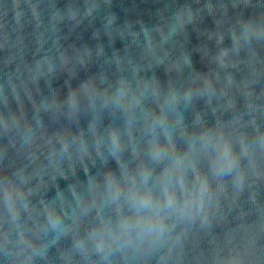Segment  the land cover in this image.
<instances>
[{
    "label": "water",
    "instance_id": "1",
    "mask_svg": "<svg viewBox=\"0 0 264 264\" xmlns=\"http://www.w3.org/2000/svg\"><path fill=\"white\" fill-rule=\"evenodd\" d=\"M15 3L0 0V117H8L10 124L13 113L20 117L11 132L0 123V264H264V0H21L22 26L15 19ZM32 4L39 5V22ZM90 8L94 11L87 15ZM72 10L78 13L76 20ZM249 23L259 31L237 47L233 32L243 36ZM224 48L229 51L222 63ZM62 52L72 58L67 67L61 63ZM47 58L54 60L56 72L34 82L37 62ZM104 77L107 82L100 84ZM121 77L137 95L143 93L139 106L132 108L129 100L114 95ZM89 80L100 94L91 103L82 97L79 111L71 112L69 91ZM209 80L212 87L205 83ZM25 84L37 103L52 104L58 97V105L37 114ZM189 87L190 102L184 99ZM173 91L178 100L171 99ZM156 113L165 117L163 127L155 123ZM26 123L32 125L31 133ZM93 126L103 140V156L96 152ZM111 128L122 134L125 167L109 151ZM25 133L34 140L31 148ZM79 136L87 140L90 156L80 155ZM221 136L239 154L238 167L220 169ZM62 139L71 144V160L69 153H60ZM153 140L162 146V159L153 157ZM33 152L40 160L28 168L32 178L24 184L16 169ZM178 158L185 187L178 170L166 178L178 196L169 208L164 172ZM144 167L150 173L147 184ZM240 171L245 174L242 190L236 180ZM197 174L207 175L219 197L204 209L194 195ZM8 179L23 184L26 194L31 190L19 227L3 204L2 186ZM148 190L152 199L145 205ZM185 196L196 202L177 212ZM49 207L62 212L58 227L49 223ZM157 210L166 217L162 235L156 233L160 222L151 221Z\"/></svg>",
    "mask_w": 264,
    "mask_h": 264
},
{
    "label": "clouds",
    "instance_id": "2",
    "mask_svg": "<svg viewBox=\"0 0 264 264\" xmlns=\"http://www.w3.org/2000/svg\"><path fill=\"white\" fill-rule=\"evenodd\" d=\"M206 7L210 13L215 11L214 5L211 2H209L206 5ZM31 11H32L33 17L37 20V22H39L40 21L39 5L32 4L31 5ZM93 11H94V8H90L88 10L87 15H92ZM24 15H25V13L21 7V0H16V3H15V19H16V22L18 24H21V26H22V19H23ZM58 16H59V13H57V16H54L53 19L54 20L57 19ZM77 16H78V13L75 10H72L71 11V19L76 20ZM189 16L190 17L192 16L191 10H189ZM60 18L62 19V17H60ZM181 19H182V17H181ZM114 21H115V16H113L112 19L109 20V24H112ZM144 31H147V30L145 29ZM258 31H259V28L253 27V25L251 23L246 24L245 28H244L243 36L237 35L235 32H233V40L238 47L241 40L250 38L252 35H254ZM95 35L98 36V33H96ZM223 39H224V37H223V35H221L219 37L218 43H222ZM149 47L152 49L153 52H155V48L152 45L151 39H149ZM228 51L229 50L227 48L221 49L220 59H221L222 63L224 62V57H226L228 55ZM88 52H89V56H90L91 50L89 49ZM100 53L101 54L103 53V47L102 46H100ZM117 59H119V58H117ZM60 60H61V63L64 67H67L72 62V58L70 56H68L66 52H62L60 54ZM185 62L190 65L191 64L190 58L186 57ZM80 63H84L82 58H80ZM45 65H46V67H45ZM55 72H56V64H55L53 59L47 58L42 62H37V72L33 76V81L38 83L40 77H42V76L46 77L49 74H54ZM73 75H74V73H73ZM106 82H107V78L104 77L101 79L100 84H105ZM232 82L233 81L230 77L229 83H232ZM205 83L208 87H212V83L210 80L205 81ZM24 88H25L26 93L28 94L29 100L32 101L33 106L36 109L37 114H39V112L41 110H45V111L49 110L52 105H58V103H59L58 97L53 98L52 104H49V102L46 100L42 101L40 103H37L31 94V90L28 89L27 84L24 85ZM12 90H13V93L15 94V99L20 103L21 108H23V100L21 99L20 92L17 89L15 84H13ZM104 91L107 92L108 89H105ZM112 91L114 92V95L117 98H119L121 100H129L130 106L132 108L139 106V104L142 102L141 96L143 95V93L141 92L139 95H137L136 90L132 88L131 83L126 78L121 77L120 79H118L117 86L114 89H112ZM130 92H131V96L129 95ZM0 93H3L2 87H0ZM97 94H100V89L97 87L96 82L93 80L85 81V82H82L79 86L72 88L69 91V93L66 97V102L70 108V111L75 113V112L79 111V104L81 102L82 97L89 100V102L91 103ZM192 94H193V89L191 87H189L184 94V99L190 102L192 99ZM170 95H171L172 100H178L179 99V95L175 91H173ZM3 99H4L5 105L7 106L8 96L5 94L3 96ZM229 106H234L232 101H229ZM249 107H252V105H249ZM38 122L41 125L43 124L42 120H39ZM0 123L3 124L5 132H11L15 128L19 127L20 117H17V115L15 113H13L11 116V124L9 123V118L6 116L0 117ZM128 123H129V136L134 139L131 121H129ZM155 123H157L163 127L165 125V117L162 116L160 113H156L155 114ZM25 127L28 129V133L32 132V125L31 124L26 123ZM28 133H25L24 140H25V144L29 148H31L34 140L31 136L28 135ZM165 133L168 136L169 144H171V135H170V133L167 132L166 127H165ZM93 135H94V137L97 138L96 145H95L96 152L99 155L103 156V151H102L103 140L99 138V133L95 130L94 126H93ZM109 135H110L109 151H110L111 155L116 159V162L121 167H125L124 161H123L121 154H120L121 149L123 147L122 134H121L119 129L111 128L109 131ZM77 139L79 140L78 151H79L80 155L82 157L83 156H90L91 153L89 151L87 140L84 139L83 136H79V137H77ZM221 139L223 140V144H222V158H221L220 169H223L225 167H227V168L238 167L239 154L236 151H234L233 145H232L230 140L224 139L223 136H221ZM60 144H61L60 153H69V159L71 160V152H70L71 144H70V142L67 139H62L60 141ZM242 146H243V151L246 153L248 151L247 144L242 141ZM12 147L15 148L16 144L13 143ZM151 147L153 149V153H152L153 157L157 160L162 159L164 156L162 146L156 140H153ZM4 151L6 154L8 149L5 148ZM134 152H135V149H134ZM56 155H57L56 153H53V157H55ZM27 159H28V162L23 164V166L17 168L16 173H15V174H17L23 178L24 184H27L29 179L32 178L28 174V168L32 164H36V162L40 160V156L36 155V153L33 152V153H31V155ZM2 162H3V160H2V158H0V163H2ZM51 162L53 164H55L57 168L60 167V163L57 162L55 159H52ZM177 170L180 171V173H181V175L179 177V183L181 185V188H184L185 184H184V177H183V169L181 167V160L179 158L175 161V164L173 165L172 168L166 169L164 172V177H165L164 191L166 194V206L169 208L176 205L178 196H177V192L173 188H171V186L168 184L166 178L169 175H171L172 172L177 171ZM125 174H127V172H125ZM141 175H143L144 183L147 184L148 177H149L150 173L148 172V169L146 167H144L142 169ZM217 175H219V170L217 171ZM36 176H40V173L36 172ZM109 177H110L109 184L112 185L114 183V180L112 179L113 173L110 172ZM64 178L66 179L67 177H64ZM41 179H42V177H41ZM244 179H245V174L243 171H240L237 174L236 180H237L238 186L241 187V190H242V186L244 183ZM196 180L198 181L199 186H198L196 193H194V195L196 196L199 207L201 209H204L206 203L208 201H210L213 197H215V199L217 201L219 200V197L215 196V194L212 192V185L209 182L207 175H205L203 178H201L199 176V174H197ZM69 187H70V190L73 193V195L78 199L79 194L76 192L75 187L71 186V185ZM219 187H220L221 191L226 190L224 188L223 184L219 185ZM30 194H31V190H29L28 193L26 194L23 184L18 185L12 179H8L2 186L3 204L5 206L6 213L10 214V217H11L13 224H15L17 227L20 226L18 222L20 220L21 209L23 208L24 210H29L28 203H25L24 201L27 200V195H30ZM58 194L61 196L63 195L62 192L58 193ZM151 199H152V193H151V190H148L147 192H145V194L143 196V203L145 205H148L149 202L151 201ZM195 202L196 201L190 200V199H188L187 196H185L183 207L177 208L176 211L182 212L185 209H187L188 207H190ZM61 215H62V212L60 209L54 208V207L48 208L49 223L54 228L59 226ZM165 219H166V217L160 214V210H157L155 212V214L151 217L152 222H156V221L160 222L161 226L159 229L156 230L157 234L162 235L163 232L165 231V225H164ZM124 228L127 231L130 228V225H128L126 223L124 225ZM23 237H24V234H23V232H21V239H23Z\"/></svg>",
    "mask_w": 264,
    "mask_h": 264
}]
</instances>
